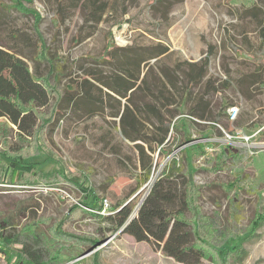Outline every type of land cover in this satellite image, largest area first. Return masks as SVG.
Listing matches in <instances>:
<instances>
[{"label": "rangeland", "instance_id": "1", "mask_svg": "<svg viewBox=\"0 0 264 264\" xmlns=\"http://www.w3.org/2000/svg\"><path fill=\"white\" fill-rule=\"evenodd\" d=\"M0 42L22 49L31 70L37 68L53 91L50 104L35 109L31 135L0 119V158H24L45 172L14 174L0 183V218L10 217L19 230L36 224L57 241L52 249L62 256L54 264H181L150 243L104 232L99 209L89 205L91 194L103 206L108 201L101 214L131 203L137 215L174 159L181 175L192 173L203 187L202 212L221 233L220 244L232 250L227 264H264V221L256 227L253 221L264 215V0H0ZM35 43L39 63L32 59ZM156 45L169 49L161 65L172 73L177 63L209 60L208 78L220 89L206 100L220 123L215 128L175 109L178 130L171 128L166 151L156 146L152 153L147 146L152 172L144 181L135 143L123 136L120 118L111 116L119 108L115 100L96 91L108 109L93 117L84 108L61 113L59 101L88 70L111 72V65L99 61L111 46ZM159 74L155 66L149 83ZM231 107L239 109L234 121ZM143 130L149 139L157 133L151 125ZM226 146L237 156L224 154ZM231 182L236 186H224ZM0 264L16 262L0 252Z\"/></svg>", "mask_w": 264, "mask_h": 264}, {"label": "trees", "instance_id": "2", "mask_svg": "<svg viewBox=\"0 0 264 264\" xmlns=\"http://www.w3.org/2000/svg\"><path fill=\"white\" fill-rule=\"evenodd\" d=\"M17 6L20 4L17 3ZM17 9L26 11L21 7ZM26 44L28 47L32 45L30 42ZM34 46L37 56L32 59L39 63L41 52L37 50L36 43ZM168 55L169 49L163 45L140 48L111 46L99 59L100 63L113 67L111 72L90 69L80 81L67 85L60 95L59 112L68 108L73 111L84 108L88 117L108 109L107 105L98 102L101 98L95 97L96 91L104 93L109 101L117 102L119 108L113 110L111 116L120 118L123 136L135 143L144 181L150 178L152 172L147 146L152 153L156 146H162L161 152L166 151L164 145L171 128L178 130L176 123H172L179 115L175 111L188 110L189 119L213 122L215 128L220 123L214 117L211 102L206 100L207 96L220 89L215 86V81L208 78L209 60L177 63L172 73L161 65V60ZM26 58L22 49L0 42V119L9 121L20 134L31 135L37 122L35 109L48 106L53 91L48 90V81L37 68L36 73L31 70ZM152 60H156L155 66L159 67L160 74L149 83L150 73L155 69V66H150ZM261 65L264 67V60ZM196 88L199 90L195 93ZM122 100L126 101L123 109ZM148 125L157 132L151 139L143 130ZM195 147L202 152L200 144ZM224 150V154L229 152L230 157L237 156L231 152L233 147L226 146ZM21 159L23 161L12 157L0 158V183L9 182L14 174L17 178L40 172L37 163ZM74 181L75 184H82L77 179ZM232 183L224 186L235 187V183ZM202 188L193 182L192 173H179L174 159L153 185L137 215L133 216L131 203L118 204L112 207L108 215L101 214L104 210L103 199L98 200L91 194L89 196H93V199L89 205L99 209L97 217L105 223L104 232L121 231L137 242L150 243L181 264H201L207 259L215 264H227L232 250L220 244L221 233L212 219L202 212ZM233 199H229L231 203ZM253 221L256 227L264 221V215H258ZM56 243L51 242L50 236L36 224L26 225L19 230L10 217L0 218V252L11 260L15 259L16 264H54L62 256L61 250L52 249ZM17 246L19 248L15 249ZM72 247L76 249V246ZM70 251L73 257L78 256V253Z\"/></svg>", "mask_w": 264, "mask_h": 264}, {"label": "built area", "instance_id": "3", "mask_svg": "<svg viewBox=\"0 0 264 264\" xmlns=\"http://www.w3.org/2000/svg\"><path fill=\"white\" fill-rule=\"evenodd\" d=\"M239 113L238 107H231L228 110L229 118L230 120L234 121ZM109 207L108 201L104 200V211Z\"/></svg>", "mask_w": 264, "mask_h": 264}]
</instances>
